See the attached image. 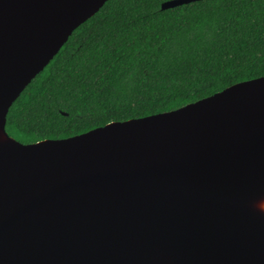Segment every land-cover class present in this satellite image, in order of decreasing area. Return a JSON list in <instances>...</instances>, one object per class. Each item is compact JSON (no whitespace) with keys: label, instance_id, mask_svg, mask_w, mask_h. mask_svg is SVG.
<instances>
[{"label":"water","instance_id":"obj_1","mask_svg":"<svg viewBox=\"0 0 264 264\" xmlns=\"http://www.w3.org/2000/svg\"><path fill=\"white\" fill-rule=\"evenodd\" d=\"M106 1L0 0V264H264V76L66 139L5 132Z\"/></svg>","mask_w":264,"mask_h":264},{"label":"trees","instance_id":"obj_2","mask_svg":"<svg viewBox=\"0 0 264 264\" xmlns=\"http://www.w3.org/2000/svg\"><path fill=\"white\" fill-rule=\"evenodd\" d=\"M107 0L5 117L21 144L170 112L264 76V0Z\"/></svg>","mask_w":264,"mask_h":264}]
</instances>
